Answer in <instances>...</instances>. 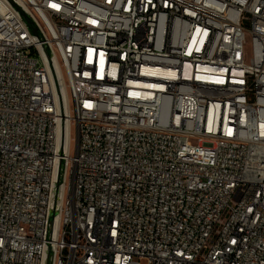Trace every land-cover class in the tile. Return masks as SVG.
I'll list each match as a JSON object with an SVG mask.
<instances>
[{
	"label": "built area",
	"instance_id": "2783aa9c",
	"mask_svg": "<svg viewBox=\"0 0 264 264\" xmlns=\"http://www.w3.org/2000/svg\"><path fill=\"white\" fill-rule=\"evenodd\" d=\"M142 261L264 264V0H0V264Z\"/></svg>",
	"mask_w": 264,
	"mask_h": 264
},
{
	"label": "rangeland",
	"instance_id": "374dc122",
	"mask_svg": "<svg viewBox=\"0 0 264 264\" xmlns=\"http://www.w3.org/2000/svg\"><path fill=\"white\" fill-rule=\"evenodd\" d=\"M191 141H192L193 143L196 142L195 139H191ZM75 145H76V137H75V135H74V139H73V141H72V154H73V155L75 154ZM142 264H146V261H142Z\"/></svg>",
	"mask_w": 264,
	"mask_h": 264
}]
</instances>
